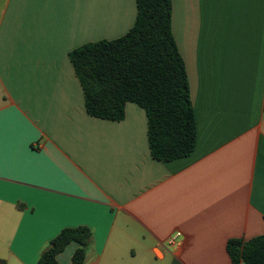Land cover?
<instances>
[{
  "label": "crops",
  "instance_id": "0c3cea01",
  "mask_svg": "<svg viewBox=\"0 0 264 264\" xmlns=\"http://www.w3.org/2000/svg\"><path fill=\"white\" fill-rule=\"evenodd\" d=\"M171 3L197 142L164 162L140 105L88 114L69 56L126 35L136 0H0V264H39L80 226L84 264H233L230 240L264 235V0Z\"/></svg>",
  "mask_w": 264,
  "mask_h": 264
},
{
  "label": "trees",
  "instance_id": "16d2710c",
  "mask_svg": "<svg viewBox=\"0 0 264 264\" xmlns=\"http://www.w3.org/2000/svg\"><path fill=\"white\" fill-rule=\"evenodd\" d=\"M137 19L115 40L85 44L70 53L89 115L122 121L134 102L147 114L152 157L173 161L190 156L197 142L195 110L185 61L171 30V0H136ZM92 232L63 229L42 252L39 264H59L57 256L71 243L79 248L71 264H84ZM227 252L233 264H264V235L232 239Z\"/></svg>",
  "mask_w": 264,
  "mask_h": 264
},
{
  "label": "built area",
  "instance_id": "2783aa9c",
  "mask_svg": "<svg viewBox=\"0 0 264 264\" xmlns=\"http://www.w3.org/2000/svg\"><path fill=\"white\" fill-rule=\"evenodd\" d=\"M181 242H182L181 233H175L174 235H172L170 238L167 239L166 244L168 246L176 247V246H180Z\"/></svg>",
  "mask_w": 264,
  "mask_h": 264
},
{
  "label": "snow or ice",
  "instance_id": "6c2138e0",
  "mask_svg": "<svg viewBox=\"0 0 264 264\" xmlns=\"http://www.w3.org/2000/svg\"><path fill=\"white\" fill-rule=\"evenodd\" d=\"M3 145V116L0 115V150H2Z\"/></svg>",
  "mask_w": 264,
  "mask_h": 264
}]
</instances>
